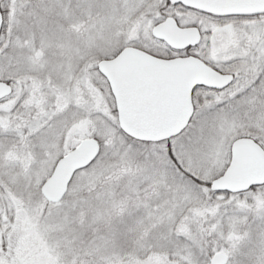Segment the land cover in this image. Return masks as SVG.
Returning a JSON list of instances; mask_svg holds the SVG:
<instances>
[{"label": "snow or ice", "instance_id": "snow-or-ice-1", "mask_svg": "<svg viewBox=\"0 0 264 264\" xmlns=\"http://www.w3.org/2000/svg\"><path fill=\"white\" fill-rule=\"evenodd\" d=\"M0 264H264V0H0Z\"/></svg>", "mask_w": 264, "mask_h": 264}]
</instances>
